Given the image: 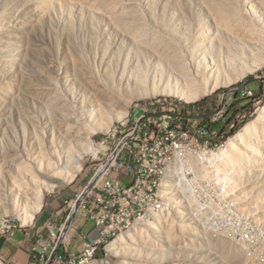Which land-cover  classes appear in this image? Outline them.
Listing matches in <instances>:
<instances>
[{
	"label": "rangeland",
	"instance_id": "rangeland-1",
	"mask_svg": "<svg viewBox=\"0 0 264 264\" xmlns=\"http://www.w3.org/2000/svg\"><path fill=\"white\" fill-rule=\"evenodd\" d=\"M204 3L0 0V229L2 221L14 220V225L20 226L17 229L34 228L36 240L37 228L47 234L48 227L56 223L54 213L62 209L64 222L71 211L68 202L110 155H117L119 139L136 117L137 122H144L141 107L180 111V106L207 103L215 110L226 104L227 123L213 124L210 142L200 139L194 152L182 153L166 164L165 168L170 163L174 167L168 189L171 200L158 195L157 204L141 217L153 221L150 209L164 213L167 219L155 222V227H171V237H157L149 229L147 235L156 245L139 246L138 237L131 247L126 244L129 247H123L120 255L105 245L94 258L108 264H264V143H254L255 153L251 150L235 157L238 152L232 149V159L227 161L224 156L228 139L258 117L264 105V65L190 103L167 93L124 102L128 100L126 92H114L120 90L119 80L131 74H147L152 87V77L158 79L162 71L164 80L160 78L158 85L164 87L170 63L181 57L197 58L202 45L196 36L201 34L202 24H208V6H213ZM189 34L194 36L187 38ZM202 41L208 48L209 35ZM176 44L183 45L169 47ZM260 128L264 129V120ZM75 130L83 133V145L71 140ZM146 151H153V143H146ZM59 153L72 158L83 154L81 170L70 182L50 177L49 182L57 185L43 188L41 209L31 222L23 224L14 208L17 202L33 201L36 193L26 197L19 193L20 180L27 184L28 169L36 173L39 166L49 167L50 160L56 167ZM221 160L227 162L218 171ZM130 179L128 174V183ZM141 218L116 236L139 225ZM91 230L79 227L73 238L64 242L83 247ZM56 233L59 236L58 230ZM94 258L72 264H88ZM53 262L47 264H70ZM0 264H4L1 259Z\"/></svg>",
	"mask_w": 264,
	"mask_h": 264
},
{
	"label": "bare ground",
	"instance_id": "bare-ground-1",
	"mask_svg": "<svg viewBox=\"0 0 264 264\" xmlns=\"http://www.w3.org/2000/svg\"><path fill=\"white\" fill-rule=\"evenodd\" d=\"M204 1L207 5L213 6H208L210 8L207 11V14L210 16L208 24H202V32L200 35L196 36L200 45H202L197 49V58L191 60L186 57H181L173 63H170L172 66L167 69V74L165 76V79L167 80L164 87H162V85H158L160 78L164 80V72L162 71L159 72L160 77L158 79L154 76L152 77L154 78L152 79L154 81V86L152 87H150V79L146 76L147 74L142 77H137L133 74L128 77H122V80H119L120 90L118 89L114 92L121 93V89H123V91L126 92L125 94L128 99L124 102L131 101L133 98H138L142 95L167 93L168 95L190 103L207 96L217 87L222 86L226 82L228 83L229 81H235L240 78L242 79L249 73L255 72L261 65H264V0ZM207 35H209L210 42L208 43V48H205L202 40ZM193 36L194 35L189 34L187 38H191ZM178 40L181 41L179 36ZM182 45L183 44H176L174 46L169 45V47H173L175 49V46L181 47ZM223 76H226L227 78ZM172 80L175 82H172ZM259 111L260 113L258 117L246 122L226 142L224 156L227 155V161L233 158L232 153L235 151L232 152V149L237 150L236 152L238 153H235V157H238L237 155L239 154H250L252 152L251 150H254V153L255 151H258L257 147H254V143H258L260 145H262V143L259 142L264 143V129L262 130V128H260V123L264 120V105L259 109ZM74 133L76 134H74V136L72 135L73 137L70 135L72 138L71 140L78 144V146L83 145V139L85 138L83 133L78 130H75ZM86 139L88 141L91 140L89 136ZM72 153L73 152H71V154ZM82 156L83 154H78L76 158H72L69 154L68 157H64V155L59 153L56 158L59 157V164L66 165L64 170L58 168L61 166L59 164V166L57 165L54 167L55 164H53L51 160L49 161V167L45 168L44 166H39L40 168L38 167V171L36 173L33 172V170L28 169L29 184H25L26 181L20 180L21 183H19L18 186L20 187H18V189L19 193H24L23 195H25V197L28 196L29 193H36H33L35 195V199L33 201L29 200V202L24 204L17 202V207L14 208L15 213L22 220L23 224L31 222L36 212L41 209L44 199L43 188L51 189L57 185L49 182L50 177L59 176L65 182L72 181L82 168ZM68 161L70 162L67 165L66 162ZM168 161L169 159L162 162L161 165L158 166V179L154 181L152 186V201H157L158 195L164 197L167 201L171 200L172 196L169 195L168 189L170 181L172 180L170 173L173 164L170 163L168 167L165 168ZM224 161L225 160H221V162L218 163L219 166H216L218 167V171L223 169L222 166H224L227 162ZM237 162H239V160ZM66 168L67 170H65ZM221 173L224 174L223 171H221ZM164 175L165 177L163 178ZM131 176L132 179H130V182L127 183L128 185H135V174H131ZM32 185L34 186L32 187ZM33 188L34 190H32ZM150 207L151 205H148L147 207H140L139 210H132L131 219L133 220H126L119 230H111L99 241L96 250L87 252V256L86 252H79L73 263L77 261L82 263L94 258L97 252L104 248L105 245H107L108 251L115 254L119 253L120 255V253H123V247H125L126 244L131 247V241L136 240L138 237H140L138 238L139 242L137 241L139 246L149 248L151 245H156V241L154 242V239L149 238L147 235V231L149 229L153 232V234H155V236L160 237L164 235L165 238L169 239L171 237V227L166 228L170 230H159L155 227V222H161L162 218L167 219V216L164 213L158 214L155 213L154 210L150 209L148 214L154 216L155 219L152 221L151 218H141ZM22 210L27 212L25 213ZM0 213L2 214L1 211ZM140 218L141 220H139V225L135 226L132 230L122 232L116 236L118 232L128 229L132 225L133 221ZM173 220L174 219L171 221ZM3 223L4 221H2V225H5V223ZM67 225L69 226V222ZM15 227L19 228L20 226L15 225ZM143 235H145V237H141ZM112 238L114 239L110 241ZM140 251L142 250L140 249ZM148 256L146 254L147 258ZM88 264H108V262L106 260H95L94 258V260Z\"/></svg>",
	"mask_w": 264,
	"mask_h": 264
},
{
	"label": "built area",
	"instance_id": "built-area-1",
	"mask_svg": "<svg viewBox=\"0 0 264 264\" xmlns=\"http://www.w3.org/2000/svg\"><path fill=\"white\" fill-rule=\"evenodd\" d=\"M141 110L144 122H137L136 117L133 125L119 139L117 155H110L76 198L67 201L71 211L65 221L62 209L54 213L56 223L48 227L47 234L37 228L38 237L31 244V260L27 264L53 261L72 264L78 253L70 254L69 244L64 241L71 240V234L79 227L77 224H92V230L79 251L86 252L87 256V252L96 250L99 241L111 230H119L126 220H133L132 210L156 205L157 201H152V186L158 179V166L167 159H177L182 153L194 152L197 144H201L200 139L209 143L211 130H215L213 124L226 121L229 105L223 104L215 110L207 103L194 104L192 108L180 106V111H171L169 107L166 110L141 107ZM146 143H153V151H146ZM128 174H135V185L127 184ZM16 230L14 220H10L0 232L13 235ZM63 245L65 254H59Z\"/></svg>",
	"mask_w": 264,
	"mask_h": 264
},
{
	"label": "crops",
	"instance_id": "crops-1",
	"mask_svg": "<svg viewBox=\"0 0 264 264\" xmlns=\"http://www.w3.org/2000/svg\"><path fill=\"white\" fill-rule=\"evenodd\" d=\"M77 226L85 230V228L92 227V224H77ZM35 231L34 228H26L17 229L13 235L2 234L0 236V259L14 261L18 264H27L31 260V244L36 241L34 238ZM74 235L75 233L73 232L70 239ZM68 247H70V252H72L70 254L78 253L82 248L78 246V243L75 246L68 245ZM59 254H65L64 245L61 246ZM67 255L70 256L69 254Z\"/></svg>",
	"mask_w": 264,
	"mask_h": 264
}]
</instances>
